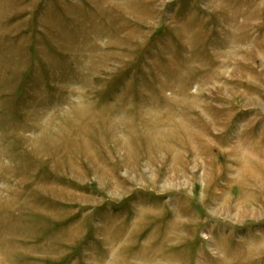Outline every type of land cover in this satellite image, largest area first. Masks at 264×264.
I'll list each match as a JSON object with an SVG mask.
<instances>
[{
    "label": "rangeland",
    "instance_id": "1",
    "mask_svg": "<svg viewBox=\"0 0 264 264\" xmlns=\"http://www.w3.org/2000/svg\"><path fill=\"white\" fill-rule=\"evenodd\" d=\"M0 264H264V0H0Z\"/></svg>",
    "mask_w": 264,
    "mask_h": 264
}]
</instances>
